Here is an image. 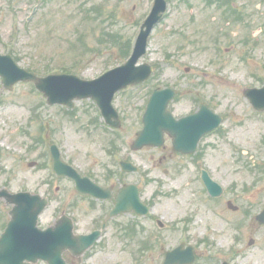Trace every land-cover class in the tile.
Returning a JSON list of instances; mask_svg holds the SVG:
<instances>
[{
  "label": "rangeland",
  "instance_id": "374dc122",
  "mask_svg": "<svg viewBox=\"0 0 264 264\" xmlns=\"http://www.w3.org/2000/svg\"><path fill=\"white\" fill-rule=\"evenodd\" d=\"M168 1L166 17L152 31L139 60L153 66L150 79L114 98L122 120L117 130L96 121L99 115L91 99L76 100L69 109L48 105L30 82H19L11 90L0 83V186L46 196L49 206L42 219L48 223L62 210L72 214L77 199L71 180L56 177L51 168L46 155L51 142L80 171L104 174L110 160L126 159L140 170L126 173V179L151 198L153 216L144 218L143 227L130 237L112 230L106 243L91 250L87 264H160L163 253L180 241L193 246L197 259L192 264L229 259L232 245L241 251L236 264H264V227L245 211L264 201V111L252 109L243 92L264 83L260 25L264 2L232 0L219 6L213 0ZM90 2L101 4L98 20L88 19L79 9ZM150 4V0H0V52L11 53L38 75L67 72L93 78L121 61L119 42L116 46L101 42V32L120 33L122 42L133 43ZM166 86L176 90L169 106L175 116L206 103L223 117L220 132L200 144L218 145L215 150L207 147L204 160L175 153L169 138L159 147L129 149L141 128L147 97L154 88ZM32 161L35 165H29ZM203 162L223 187L233 188L238 212L211 210L198 177L207 167ZM1 204L0 232L8 209ZM157 217L165 223L162 228ZM234 235L238 243H231Z\"/></svg>",
  "mask_w": 264,
  "mask_h": 264
},
{
  "label": "water",
  "instance_id": "95a60500",
  "mask_svg": "<svg viewBox=\"0 0 264 264\" xmlns=\"http://www.w3.org/2000/svg\"><path fill=\"white\" fill-rule=\"evenodd\" d=\"M164 9L163 0H156L150 15L142 24L137 36L133 52L129 59L121 66L109 70L93 80H82L74 75H50L38 78L31 73L16 68L13 64L8 65L6 57H0V73L4 76V85L10 87L14 80L31 79L36 87L47 97L49 103H62L72 106L74 98L91 97L102 110V114L108 121L110 117L109 107L113 93L125 87L129 83H138L146 79L151 68L147 65L135 66L138 58L145 52L147 36L155 22L160 19V13ZM245 96L256 108L264 109V87L250 88L244 91ZM173 96L170 89L155 90L143 115L144 128L138 133L133 148H140L144 144L159 145L162 143V130H167L173 137V148L182 153H190L195 150L199 137L207 130L215 127L219 116L208 111L204 106L195 116H188L174 120L166 105ZM54 169L60 175L64 174L78 183L83 184L87 178H81L75 170L59 159V155L52 149ZM207 184L210 181H205ZM128 186L120 192L116 211L126 210L130 207L136 209L138 203L137 191ZM82 192L87 190L80 188ZM93 188L89 189V192ZM0 194L8 196L15 207L11 212L6 229L0 235V264H24V260L35 262L38 258L48 261L49 264H65L61 259V252L68 249L73 254H80L90 244L88 238L82 235H73L72 224L68 220L67 227L56 224L44 235L38 234L35 228L37 214L45 207V198L30 196L28 193L8 194L1 190ZM218 194V193H216ZM26 219V221L24 220ZM257 219L264 222V211ZM65 227V228H64ZM38 231V232H37ZM56 233H60L57 243H50V238L56 239ZM194 256L191 247L183 250L180 247L167 252L163 264H189Z\"/></svg>",
  "mask_w": 264,
  "mask_h": 264
},
{
  "label": "flooded vegetation",
  "instance_id": "af4514ba",
  "mask_svg": "<svg viewBox=\"0 0 264 264\" xmlns=\"http://www.w3.org/2000/svg\"><path fill=\"white\" fill-rule=\"evenodd\" d=\"M211 146L212 150H215L218 145L210 143H206L202 148L199 147V151L195 153L194 155H189L194 160L198 159H205L207 156V147ZM203 164H205L203 162ZM107 169L104 171V174H100L97 171H89L86 173L88 178L99 185L103 190L104 196H95L94 194H82L78 192L75 189L77 199L73 203V211L72 214L67 213L73 222V228L74 231L77 233H89L93 231H100V237L94 242L97 243L95 246H97L100 243H106L108 240V236L111 233L112 230L118 231L123 233V235L130 237L135 233L137 230L141 229L143 227V220L144 218H148L147 215H139L136 214L135 212H120L116 213L114 215H111L112 210L114 209L117 201H116V196L118 195L119 189L128 184L131 183L129 180L126 179V172H124L120 166V164H117L115 161H109L107 164ZM206 165V164H205ZM207 167L210 168V166L206 165ZM205 168L207 173L213 178L215 181L219 182L218 179L214 176V173L212 169ZM204 169L203 167L200 169L199 176L201 174V170ZM138 186L139 189V194L141 197V200L146 203L147 205H152L150 200L147 198L145 199L143 197V192L141 186H139L137 183H135ZM4 187V186H1ZM75 188V187H74ZM227 190H231L229 192H226ZM233 188H225L223 189V192L220 196L218 197H211L209 196L206 188L203 186V192L206 196V200L211 202V210L213 212H216L215 209L219 208L222 212H225L224 210L227 209L228 211L231 212H238V210H231L232 203L236 204L234 199H235V193ZM228 193V194H227ZM0 202L2 205L7 209L6 216L9 210V206L4 204V200L0 199ZM226 203V208L222 205ZM258 205H264V202H260ZM256 206H251L247 207L245 211L247 213L253 212L255 210ZM64 211V210H62ZM60 211V214L61 212ZM59 215H57L55 218H57ZM55 219H53L51 222L52 223ZM43 219L41 216V226H45L44 223H42ZM49 225V224H48ZM185 243V242H184ZM206 243H211L209 241H206ZM231 243H238V236L234 235L231 239ZM234 245H232L230 254L231 256L229 259H216L215 264H221L224 260H228L230 264H236L234 262V259L239 255V252L241 254L240 250L234 249ZM160 254V253H159ZM65 260L69 263H75L77 261L76 257H72L69 253H64L63 254ZM89 256L87 253H84L81 257V264H87V259Z\"/></svg>",
  "mask_w": 264,
  "mask_h": 264
}]
</instances>
